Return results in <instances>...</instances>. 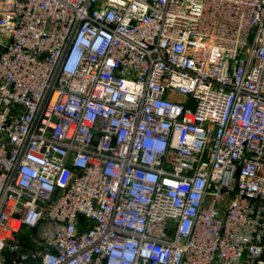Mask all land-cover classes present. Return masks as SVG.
I'll use <instances>...</instances> for the list:
<instances>
[{"label":"built area","instance_id":"2783aa9c","mask_svg":"<svg viewBox=\"0 0 264 264\" xmlns=\"http://www.w3.org/2000/svg\"><path fill=\"white\" fill-rule=\"evenodd\" d=\"M0 264H264V0H0Z\"/></svg>","mask_w":264,"mask_h":264}]
</instances>
